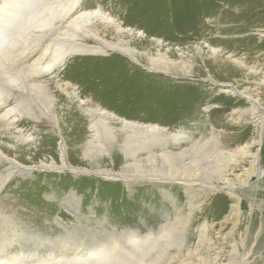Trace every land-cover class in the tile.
<instances>
[{"label": "rangeland", "instance_id": "1", "mask_svg": "<svg viewBox=\"0 0 264 264\" xmlns=\"http://www.w3.org/2000/svg\"><path fill=\"white\" fill-rule=\"evenodd\" d=\"M167 1L84 0L83 3L86 9L102 6L107 12L117 16L124 26H142L146 32L152 30L153 35L176 41L170 42L174 47L167 54L182 63L191 62L193 67L202 65L204 73L201 75H195L193 70L185 72L180 66L171 73L160 69H146L143 66H148L145 60H139L143 65L135 62L132 66L143 74L133 75L137 78H132L131 85L128 84L127 88H119V94H103L104 92L97 90L103 79H108L109 73H118L116 70L122 68L119 63L111 68L107 58L114 56L117 59L123 58L126 62L129 59L122 51L112 49L106 53L72 51L65 69L60 73L64 77L63 81H59L58 77L49 79L45 72L46 63H43L48 51L43 50V47L50 40L51 29L35 39L31 50L20 56L22 71L15 73V81H10L7 74L0 71V151L5 157L4 160L0 158V247L12 240H22V243L27 241L31 245L45 238L66 236L69 232L61 223L67 226L76 225L73 212L69 209L75 210L76 204L79 206L78 221L88 223V229L98 224L97 229H101L100 234L105 237H109L112 228L116 232L125 227L133 229L142 225L141 220L152 224L155 222L153 217L157 218L151 213L152 210L165 209L172 215L163 221L174 222L175 228H178L177 225H185L188 219L191 220L190 223L206 220L212 225L207 233L212 241L207 248L210 253L203 251V264H230L234 261L239 264L242 259H247L248 264H264V125L260 144H252V152L257 151L260 156L262 169L259 171V179L257 175L251 174L245 180L242 176L240 183H235L234 176L235 180L232 181L236 186L233 188V196L226 190L217 189L216 193L213 191V197L205 201L201 213H197L185 191L178 187L181 180L175 181L177 172H167L169 166L178 169L181 163H188L192 167L191 160L171 158L169 161L163 155L155 154L153 159L143 163V169H131V159L127 162L130 168H125L123 165L126 160L115 165L112 158L105 153L96 160L81 155L88 125L85 113L78 108V103L67 96L66 92L71 88L65 86L66 83H77L80 86V99L83 101L90 98L92 103L97 101L112 109L116 108L112 105L119 101L131 105L135 110H131V113L135 116L127 114L126 111L120 112L131 118L141 117L147 123L165 125L170 129L182 126L190 129L194 136L201 133L208 136L213 127L222 132L223 143L231 146H244L257 137V130L264 124V84H258L264 72V24L251 31L234 32V35L226 37L216 36L214 33L206 36L211 45L223 46L221 59L216 62L225 60L223 56L226 51L233 53L232 57L243 61L247 66L246 69L235 60H229V64L241 70V73L228 78L214 76L209 73L208 66H204V60H211L207 47L204 46V51L199 53L194 47L195 43H185L184 40L177 41L179 38H165L161 34H154L153 31H162L157 24L159 20L155 18L150 17L139 23V19L142 20L146 15L151 16L166 10L175 11L177 5L167 9ZM256 4V8L261 11L260 22L264 23V0H256ZM4 5V0H0V6ZM242 12V7L234 10L236 15H241ZM203 21L207 23L206 19ZM166 33L162 31V34ZM248 35L253 37L252 41L249 40L248 48L225 44L232 37ZM105 36L108 40L114 39V30L108 28ZM58 39L60 38L57 37L56 40ZM132 41L140 50L156 51L151 44H141L136 39ZM86 42L93 44L96 41L90 36ZM232 46L237 49L234 50ZM160 51L164 52V49ZM50 59L51 51L47 54V64ZM4 61L9 70L8 61ZM35 63L40 65L35 66ZM257 69L262 73H257ZM232 87L234 95L227 93ZM49 94L55 95L56 103L51 112H46L51 107L49 105L52 98ZM30 96L44 98L34 105L27 102ZM109 96L107 100L105 97ZM82 106L85 107L86 104L83 103ZM250 107L249 112L247 109ZM238 109L246 110L247 114L241 118ZM126 110L130 113V109ZM221 110L225 112L219 116ZM142 112L146 116L138 114ZM256 115L261 118L257 119ZM61 144L66 147V159L69 162L66 167L58 165L61 164ZM110 150L118 153L116 148ZM52 161L57 164L58 169L51 166ZM242 166L249 172L251 159L246 158ZM124 168V175L135 177L130 188L120 178V172ZM103 169H110L112 175L117 176L106 177ZM202 171L204 173L196 172L202 179L219 176L214 171L212 174L207 173L203 167ZM238 172L240 170L236 169L234 174ZM155 181H160V184H155ZM197 184L198 181L195 182ZM162 190H168L175 196L171 198L172 202L167 196L165 198ZM195 197L190 196L191 199ZM68 198L73 199L67 200ZM175 213L179 218H174ZM104 223L111 226L102 230ZM88 229L83 232L84 228H79L71 234L74 238L88 239L92 234ZM179 230L177 232L180 234L182 230ZM118 234L121 235L116 236L115 242L126 238L124 233ZM189 239L194 240L191 236ZM28 244L20 247L21 250H34L35 247ZM233 244L238 252L234 250ZM18 246L16 248L19 249Z\"/></svg>", "mask_w": 264, "mask_h": 264}, {"label": "bare ground", "instance_id": "2", "mask_svg": "<svg viewBox=\"0 0 264 264\" xmlns=\"http://www.w3.org/2000/svg\"><path fill=\"white\" fill-rule=\"evenodd\" d=\"M83 1L4 0L5 5L0 6V71L6 73L10 81H15V73L19 74L22 71L20 56L27 50H31L32 42L35 39L47 29H51L50 40L43 47V50L48 51L47 54L51 51V59L48 64L47 54L43 60V63H46L45 72H47L49 79L58 77L59 81H63L64 77L60 76V73L65 69L70 53L76 50L106 53L109 50L117 49L128 55L127 62L122 60L123 58L117 59L114 56L107 58L111 68H115L113 65L117 66L118 63L122 67L116 70L119 76L118 73H109L107 76L109 78H104L102 83L98 84L97 90L99 89L101 93L104 92L103 94L110 93L111 96L114 95L112 92L119 94L122 88H127L128 84L131 85V79L137 78L133 75L143 74L136 71L132 66V63L135 62L143 65L139 60H145L148 66H143L146 69H160L171 73L172 70L180 66L185 72H192L193 70L195 75L204 73L202 65L193 67L191 62L182 63L167 54V51L174 47L173 44L170 45V42L176 41L153 35L152 30L146 32L141 28L142 26H124L117 16L107 12L102 6L97 5L94 9H86ZM167 2V9L177 5L175 11L166 10L159 14L146 15L142 20L139 19V23L147 21L150 17L155 18L159 20L157 24L162 28V31L167 33L164 35L162 31H153L154 34H161L165 38H169L168 36L179 38L177 41L184 40L185 43H195L194 47L199 53L204 51V46L207 47L211 60H204V66H208L211 75L228 78L241 73V70L229 64V60H235L242 65L241 67L247 69L243 61H238L232 57L233 53L226 51L223 57L228 60L216 62V60L221 59L223 46L211 45L206 40V36L214 33L216 36L226 37L234 35V32L244 33L263 25L264 23L260 22L259 17L261 11L256 8V0H168ZM240 7L243 9L242 14H234V10H239ZM203 19H206L207 23H204ZM108 28L114 30V39L108 40L106 38L105 33ZM56 34L60 39L56 40ZM90 36L96 41L95 43L86 42ZM232 38L225 44H237L240 47L248 48L249 40H253L250 35ZM133 39L138 40L137 42L141 44H151L156 48V51L138 49L132 44ZM23 43L26 45H22ZM231 48L237 49L233 46ZM160 49H164V52H161ZM5 59L8 61L10 71L6 68ZM34 65L39 66L40 64L35 63ZM256 71L257 73L261 72L258 69ZM127 74L129 76H126ZM262 76L258 82L259 85L264 84V72ZM65 86L71 88L66 94L71 101L78 103V108L80 107L79 109L85 113L88 125V133L81 148V155L96 160L105 153L112 158L115 165L126 160L123 165L125 168H130L127 162H130L131 159L130 163L133 166L131 169H143V163L153 159L155 154H161L169 161L171 158L173 160H191L192 167L188 163H181L178 169L169 166L167 172L170 170L177 172L175 181L181 180L178 182V187L185 191L187 199L192 202L197 213H201L205 201L208 198L211 199L213 191L215 192L217 189L226 190L233 196L235 193L233 188L236 186L232 181L235 180L234 176L236 177L235 183L239 182L242 176L244 180L251 174L259 177L262 169L259 161L260 156L257 151L252 152V144H260L263 123L257 130V137L249 144L244 146L225 145L221 136L222 132L213 127H211L208 136L202 133L194 136L190 129L182 126L170 129L165 125L147 123L141 117L136 119L127 116V114L135 116L131 113L135 111L131 105L119 101L112 105L116 107L115 109L106 108L97 101L92 103L90 98L86 101L81 100V89L77 83H66ZM115 87L118 88L115 90ZM233 90V87L229 88L227 93L234 95ZM49 95L52 98L49 105L51 107L49 110L45 109L46 112H51V108L56 103L55 95ZM42 98L44 97L30 96L27 102L36 105L35 103ZM105 98L109 100L110 96ZM106 99L104 100L106 101ZM1 101L2 95L0 94ZM127 101L131 102L130 100ZM127 101L126 103L129 104ZM247 101L250 100L247 99ZM83 103L86 104L85 107L82 106ZM109 104L111 105V103ZM126 109H130V113ZM225 110H221L218 115H222ZM120 111H126L127 114ZM237 111L241 112V118H243L247 111H251V107L247 111L241 109ZM138 114L142 117L146 116L145 112ZM256 116L257 119L261 118L259 115ZM209 142H212V145H209ZM108 148H116L118 153L112 152ZM65 150L66 147L61 144V164H58L60 167L69 165ZM0 158L5 159L1 151ZM246 158L251 159L249 172L242 166ZM51 166L56 167L57 164L52 161ZM202 167L207 173L212 174L214 171L220 177L199 178L196 172L204 173ZM56 168L58 169V167ZM125 168L120 172L122 175L119 176L130 188L135 177L124 175ZM236 169L240 170L238 174H234ZM103 172L106 177L117 176L116 174L112 175L110 169H103ZM184 179H191V181ZM196 181H198L197 185H195ZM154 183L160 184V181ZM209 187H214V189ZM162 194L165 198L167 196L170 202H172L171 198L175 197L168 190H162ZM193 195L196 197L191 199L190 196ZM71 199L73 198L67 200ZM78 207L76 204L75 210L69 208L73 212L76 225L67 226L61 223L69 232L66 233V236H53V238L49 237L39 241L36 239L39 244L36 242L31 243V245L26 243L27 241L22 243V240H12L4 246L3 243V247H0L2 248L0 249V264H203V251L210 253L207 248L211 240H209L207 233L212 225L206 220L190 223L191 220L188 219L185 225H177L178 228H175L174 222L163 221L172 215L168 210H152L153 216L157 217H153L154 223L141 220L142 225L140 227L133 229L125 227L120 232H116L115 228H112L109 237H105L100 234L101 229H97L98 224L88 229V223L84 224L78 221ZM174 218H179L178 214L175 213ZM107 226L111 225L104 223L102 230H106ZM79 228H84L83 232L88 229L92 234L88 236V239L74 238L71 233ZM179 229L182 231L180 232ZM175 231L179 235L174 236ZM118 233H124L126 238L115 242L116 236L121 235ZM189 236L194 240L189 239ZM24 244L35 248L32 251H23L21 249ZM17 245H19V249L16 248ZM233 247L238 252L234 244ZM246 260L242 259L239 264H248ZM230 264H237V261Z\"/></svg>", "mask_w": 264, "mask_h": 264}]
</instances>
